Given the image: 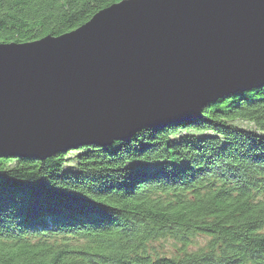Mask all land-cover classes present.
<instances>
[{
	"label": "trees",
	"instance_id": "1",
	"mask_svg": "<svg viewBox=\"0 0 264 264\" xmlns=\"http://www.w3.org/2000/svg\"><path fill=\"white\" fill-rule=\"evenodd\" d=\"M118 1L0 0V43L69 32ZM70 145L0 157V264H264V85L125 141Z\"/></svg>",
	"mask_w": 264,
	"mask_h": 264
},
{
	"label": "water",
	"instance_id": "2",
	"mask_svg": "<svg viewBox=\"0 0 264 264\" xmlns=\"http://www.w3.org/2000/svg\"><path fill=\"white\" fill-rule=\"evenodd\" d=\"M264 85V0H120L77 28L0 43V157L125 141Z\"/></svg>",
	"mask_w": 264,
	"mask_h": 264
},
{
	"label": "rangeland",
	"instance_id": "3",
	"mask_svg": "<svg viewBox=\"0 0 264 264\" xmlns=\"http://www.w3.org/2000/svg\"><path fill=\"white\" fill-rule=\"evenodd\" d=\"M235 123L238 124V125H241V126H249V125H246L247 122L242 121V120H236ZM70 149H68L67 151H69ZM203 240H204V238L202 236L196 237V243H198V244L202 243ZM158 245L159 246H157V248H156L159 251L158 253L170 255V254H172L173 250H175V247H173V243L169 242V241L158 242Z\"/></svg>",
	"mask_w": 264,
	"mask_h": 264
}]
</instances>
